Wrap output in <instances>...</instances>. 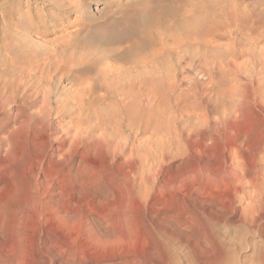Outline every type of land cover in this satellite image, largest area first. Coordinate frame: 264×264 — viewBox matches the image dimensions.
<instances>
[{"label":"rangeland","instance_id":"1","mask_svg":"<svg viewBox=\"0 0 264 264\" xmlns=\"http://www.w3.org/2000/svg\"><path fill=\"white\" fill-rule=\"evenodd\" d=\"M67 1L0 0V72H4L0 83L13 82V78L18 82L28 68H33L31 74L36 77L23 85L20 97L24 101L13 104L9 114L25 109L24 102L29 114H38L47 93L52 101L73 99V85L78 83L72 80L67 59L71 55L75 60L81 50L74 49L72 38L77 14L66 15L60 9ZM241 1L237 4L241 2L254 17L245 21L248 35L237 36L242 54L262 51L264 11L259 6L264 9V0ZM104 6L103 0L89 1L87 10L98 18ZM160 48L153 44L151 50ZM60 53L65 55L59 57ZM248 53L241 54L240 62L249 61ZM55 58L67 67L68 71H63L70 73L69 78L63 71H55L59 66H54ZM95 75L98 73L88 77ZM230 80L227 91L239 86L237 80ZM209 82L198 92L199 97L206 92L209 94L204 96H210L201 107L191 87L182 88L192 93L181 101L176 94L179 91L166 96L163 103L154 98L153 125L148 132L124 126V133H131L133 140L121 131L117 140L125 144L128 138V147L110 162L102 153L89 156L85 162L76 158L73 165L78 176L67 181L63 189L53 185L39 205L29 203L27 185L45 180L44 176L27 180L25 173L13 170L33 153L27 136L34 126L17 128L14 116H0V264H264V79L260 87H252L244 95L245 100L239 97L246 101L244 108L238 107L240 100L234 92L235 103L231 99L233 108L227 116L240 120L228 126L216 125L226 114L218 97L210 95ZM105 100L100 101V108L109 106L111 110L113 98ZM157 104L159 111L160 105L165 106L160 113ZM65 121L56 119L53 125H69V120ZM184 128L187 131L181 130ZM180 131L190 144L176 139Z\"/></svg>","mask_w":264,"mask_h":264},{"label":"bare ground","instance_id":"2","mask_svg":"<svg viewBox=\"0 0 264 264\" xmlns=\"http://www.w3.org/2000/svg\"><path fill=\"white\" fill-rule=\"evenodd\" d=\"M89 1L96 0H68L60 8L66 15L68 13L77 14L74 23L77 30L72 33L74 36L72 38L75 40V48H73L81 50V53L80 51L79 53L76 52L80 55L75 60H72L74 58H71V55L67 59L72 64L69 63L70 71H75L74 73L72 72L74 75L72 80L76 84L78 83L73 85L75 89L74 92H71L73 93V99L70 97L71 101L66 100L65 97V100L52 101L50 93H47L44 97L43 106L38 110V114H29L26 102H24L23 106L25 109L17 110L18 112L14 115L9 114L8 111L13 104L24 101L22 100L23 96L20 97L23 85L33 79L34 81L36 80L35 75H32L33 68L26 69V72H28L24 71L25 74L23 76H21L23 70L20 71L21 79L18 82L12 77L13 75L11 76L13 82L8 83V81H5L10 78L8 75L4 80L5 82L0 83V116H8L7 119L14 116L17 128L34 126L32 133L27 136L28 145L32 147L33 153L30 157L21 159L15 169H13L16 172L25 173L27 180H32L41 175L44 176L45 180L43 181L36 180L33 184L28 182L27 186H29L31 192L29 203L32 205H39L53 185L59 184L63 189V185L67 181L78 176L73 165L76 158L81 160V162H85L89 156L95 153H102L106 155L107 160L110 162L111 157L126 151L128 138L127 140L125 139V144H122L124 142L121 143L119 139L117 140L119 133L121 131L124 133V126H127L130 131L138 128L137 132L140 131L143 134L148 132L153 125H151V120H153L151 118H153L152 111L154 106L152 107V104L155 102L154 98L158 100L156 102H164L167 99L166 96L178 94V101H181L180 99L186 97L185 95L192 93H186L182 88L191 87L194 91H189H193V94L197 97L196 102L201 107L204 98L209 96L204 95L209 93L205 91L207 94H201L199 97L198 92L200 89L207 87L205 85L206 81L207 83L210 81V95L214 94L218 97L219 103L223 105V110L226 114L222 120L216 121V125L228 126L231 125L232 121L240 120V118L233 119L227 116L233 108V104L230 105V103L236 99H232L235 93V97H238V100H240L239 97L245 100L246 97L244 95L250 92L252 87H260V80L262 77L264 79V50L261 51L260 48L259 51H255L253 49V52L250 50V53H248L249 49L247 48L249 61L247 59V62H240L243 45L241 46L242 43L237 36L247 34L248 28L245 25V21L253 17L252 13L249 15L247 13L248 10L243 8L245 6H240L241 0L240 4H237L238 0H103V5L105 6L100 9L101 13L99 12L100 16L98 18L91 17L93 15L90 16L89 8L87 10ZM257 5L259 6L258 3ZM259 8L262 12L264 11L260 6ZM232 28H234L233 32ZM68 35L70 37V34ZM234 35H236L235 38ZM153 44H157L161 48L157 51L155 49V51H152ZM244 48L246 47L244 46ZM61 50L64 51L63 49ZM247 53L243 54L247 55ZM58 55L62 57L65 54L62 55L60 53ZM55 59L56 64H53L54 66L59 64L57 61L60 60ZM3 62L5 63V61ZM65 62L61 61L60 63L64 64ZM30 64H33V61ZM16 66L18 68L20 65L16 64ZM62 66L60 64L56 66L55 71H68L65 65ZM65 72L61 73L65 74ZM96 72L98 76L96 74V77H88ZM1 73L2 71L0 76ZM68 73L65 75L69 78L70 73ZM40 75L43 76L42 72ZM68 78L66 79L69 80ZM85 78H88V80H84ZM230 78L234 79V81L237 80L236 83L239 86L236 88L230 87V90L228 89L230 92H228L227 87L229 86L226 87V85L230 84L228 83V80L231 82ZM49 79L52 81L51 79L53 78L49 76ZM57 81L60 80L54 82ZM47 85L50 87L48 83ZM208 86L210 88V85ZM37 89L40 91L39 88ZM42 90L44 91L43 87ZM51 90L49 89V91ZM177 91L180 94L176 93ZM65 95L63 94V96ZM69 96H72V94ZM106 97L109 99L113 98L114 102L111 105L109 102L112 100L108 101L111 110H108L109 106H107L108 109L106 110L104 107V109L100 108V101L107 99ZM216 99H211V101H216ZM231 99L233 100L232 102H230ZM244 100L238 101L240 102L238 107L245 105L246 101ZM207 103L206 105H208ZM176 104L174 103L175 106ZM212 105L214 104L212 103ZM155 107L158 110V104ZM162 107L160 105L161 110ZM220 107L222 106L220 105ZM164 113L166 114V112ZM55 114H58L56 116L57 120L61 119L62 122L69 120V125L61 122L60 125H53L54 120H56L53 118ZM154 117L156 116L154 115ZM181 130L187 131L186 128ZM127 132H125L126 136L130 135L129 138L131 137L132 139L131 133L127 135ZM184 132L180 131V135L177 133L178 138L176 137L177 134L175 137L180 142L188 143V138L183 135ZM133 150L132 148L131 154ZM133 155L132 157H134Z\"/></svg>","mask_w":264,"mask_h":264}]
</instances>
